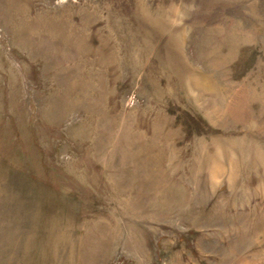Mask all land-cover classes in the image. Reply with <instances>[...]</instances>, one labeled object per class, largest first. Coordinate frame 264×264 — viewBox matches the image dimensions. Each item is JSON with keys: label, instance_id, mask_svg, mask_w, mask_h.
I'll return each instance as SVG.
<instances>
[{"label": "rangeland", "instance_id": "1", "mask_svg": "<svg viewBox=\"0 0 264 264\" xmlns=\"http://www.w3.org/2000/svg\"><path fill=\"white\" fill-rule=\"evenodd\" d=\"M0 264H264V0H0Z\"/></svg>", "mask_w": 264, "mask_h": 264}]
</instances>
